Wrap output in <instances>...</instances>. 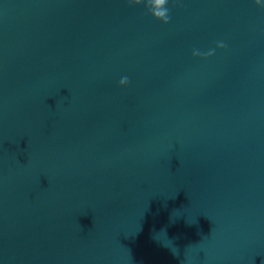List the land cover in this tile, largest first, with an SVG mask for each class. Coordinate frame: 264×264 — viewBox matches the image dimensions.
I'll list each match as a JSON object with an SVG mask.
<instances>
[{
  "label": "water",
  "instance_id": "water-1",
  "mask_svg": "<svg viewBox=\"0 0 264 264\" xmlns=\"http://www.w3.org/2000/svg\"><path fill=\"white\" fill-rule=\"evenodd\" d=\"M259 3L0 0V264H264Z\"/></svg>",
  "mask_w": 264,
  "mask_h": 264
},
{
  "label": "clouds",
  "instance_id": "clouds-1",
  "mask_svg": "<svg viewBox=\"0 0 264 264\" xmlns=\"http://www.w3.org/2000/svg\"><path fill=\"white\" fill-rule=\"evenodd\" d=\"M129 4H141L144 3L145 7L147 8L148 12L151 13L155 18L162 20L164 23H168L170 21V15H169V9L166 7L168 4V0H155L156 5H165L163 8L154 9V7L151 6V0H128ZM255 2L260 5L259 0H255ZM264 7V5H261ZM217 47L224 48L226 45L223 42H219L217 44ZM215 50L211 49L207 53H201L199 50H194L193 55L194 56H212L214 55ZM128 77H123L120 80L121 85L127 84Z\"/></svg>",
  "mask_w": 264,
  "mask_h": 264
}]
</instances>
